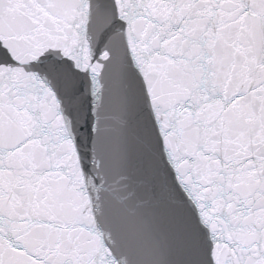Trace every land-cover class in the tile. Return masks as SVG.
<instances>
[{"label":"snow or ice","instance_id":"6c2138e0","mask_svg":"<svg viewBox=\"0 0 264 264\" xmlns=\"http://www.w3.org/2000/svg\"><path fill=\"white\" fill-rule=\"evenodd\" d=\"M0 264H264V0H0Z\"/></svg>","mask_w":264,"mask_h":264}]
</instances>
